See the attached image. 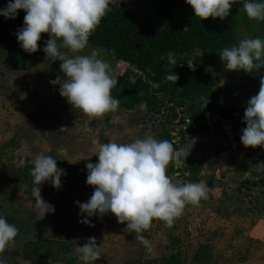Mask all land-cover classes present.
I'll list each match as a JSON object with an SVG mask.
<instances>
[{
	"label": "rangeland",
	"instance_id": "1",
	"mask_svg": "<svg viewBox=\"0 0 264 264\" xmlns=\"http://www.w3.org/2000/svg\"><path fill=\"white\" fill-rule=\"evenodd\" d=\"M159 1L121 0L135 9L140 19L153 14ZM186 16L187 9H178L174 16L150 18V21L160 29ZM236 35L233 46L245 38L264 39V29L241 25ZM48 39L49 36L40 40V58L24 67L13 63L9 43L0 45V215L19 230L14 246L0 254V262L84 264L75 249L83 246L89 237H95L102 257L92 264H162L161 260L170 254L176 256L179 264H264V169L256 167L264 162V155L258 156L264 147L256 154L242 143L233 149L230 141L214 130L190 134L185 142L190 154L183 158L184 165H200L196 177H186L181 169L174 167L167 170L173 182L204 181L210 188L209 197L201 200L198 208L186 206L171 228L161 221L152 222L143 235L154 245L153 254L135 240L134 233L124 232L126 223H118L113 214L87 217L86 213H80L77 201L87 202L94 192L93 186L86 183V164L98 162L99 146L111 141L130 143L149 135L163 140L159 134L164 118L160 113L154 115L142 110L141 106L145 105L142 102L130 109L118 107L102 119L73 109L59 94V85L50 83L61 76L53 62L62 61L47 58L43 48ZM91 49L88 45L79 54H89ZM62 51L73 55L67 49ZM103 58L110 64V73L118 79L134 80L139 74L123 62H113L104 54ZM193 60L195 63L190 68L202 65L206 73L219 76L217 85L222 105L240 112L259 91L260 75L264 71L260 75L255 71L252 74L227 71L220 56L206 65V58L201 55H195ZM179 115H185V111ZM236 133L240 134L241 129ZM40 153L56 159L57 167L66 175L61 176L62 186L58 190L51 181L40 186L42 198L54 205L55 212L36 220L39 213L31 195L32 187H21L26 183L13 178L14 170L22 167L21 159L26 161L23 166L29 165L31 170L33 165L28 161ZM245 154L255 161L247 159ZM85 218L92 226L79 222ZM38 240L51 244L41 245L37 252L35 246H29L31 254L25 256V244ZM196 254L198 261L194 259Z\"/></svg>",
	"mask_w": 264,
	"mask_h": 264
},
{
	"label": "clouds",
	"instance_id": "2",
	"mask_svg": "<svg viewBox=\"0 0 264 264\" xmlns=\"http://www.w3.org/2000/svg\"><path fill=\"white\" fill-rule=\"evenodd\" d=\"M121 0H14L0 9L6 19H15L23 10V27L17 33L22 49L29 53L38 51L42 34H48L43 51L47 58H59L60 72L53 85H59V94L66 98L73 109L84 115L102 119L106 114L115 112L119 101L112 96V89L118 84L117 77L110 73V64L103 58L104 50L91 49L89 54L82 53L88 47L92 33L102 19L112 10L110 5L119 7ZM200 20L229 17L232 4L236 0H186ZM243 10L252 20L264 21V0H245ZM188 31L185 26L183 32ZM67 49L73 55L62 51ZM227 71L242 70L252 74L264 71V39L245 38L238 46L225 47L219 53ZM168 63L176 66L177 60L172 52L167 55ZM174 84L179 80L176 73L166 76ZM159 85L154 84L153 87ZM142 110L147 105H142ZM245 128L241 129V143L245 148L264 147V75H260V87L252 96L244 112ZM191 149L193 144L190 146ZM188 147L174 148L169 140H157L153 136L136 139L130 143L111 141L99 146L98 162L87 163L86 183L93 186L94 192L87 202L77 201L81 214L100 217L113 214L117 222L126 223L124 232L134 233L149 254L154 253V245L143 233L149 230L154 220L161 221L171 228L175 220L184 214L188 205L199 207L201 200H207L210 188L204 181L196 183L173 182L167 170L170 164L179 167L182 158L189 155ZM26 163L20 160V165ZM33 167L31 195L35 198L42 220L46 214L54 213L55 207L46 202L41 195V185L51 181L57 190L62 186L61 176L66 175L57 167V160L50 155L37 154L28 161ZM264 169V162L256 165ZM21 187H27L21 185ZM80 223L90 224L88 218ZM18 228L0 215V254L9 246H14ZM75 252L84 264H92L102 257L100 245L95 237H89ZM2 264V262H0Z\"/></svg>",
	"mask_w": 264,
	"mask_h": 264
},
{
	"label": "trees",
	"instance_id": "3",
	"mask_svg": "<svg viewBox=\"0 0 264 264\" xmlns=\"http://www.w3.org/2000/svg\"><path fill=\"white\" fill-rule=\"evenodd\" d=\"M9 2L10 0L0 1V9L6 8ZM244 2L245 0H236L231 6L229 17L224 20L220 18L200 20L195 17L192 7L186 3V0H160L153 14L146 16L145 19H140L135 9L127 3L121 2L119 7L110 5L112 10L92 33L88 45L104 50L103 54L111 61L123 62L139 73L134 80L119 78L118 84L112 89V96L119 101V107L130 109L142 102L147 105L149 113L161 114L164 124L160 123L159 136L163 140H169L170 127L178 118L180 111H185V115L197 122L204 119L206 111L232 117L236 109L219 103L221 94L217 85L219 76L206 73L202 65L190 68V64L195 63L193 60L195 55H201L206 58L204 62L206 65L219 56L225 47H232L241 25L264 29V21L247 17L243 10ZM178 9H187V16L172 21L160 29L150 21V18L174 16ZM25 14L23 10H19L15 19H6L0 15V45L9 43L13 51V63L22 67L33 64L42 55L39 48L32 54L25 52L17 40L16 33L23 27ZM185 26L188 27V31L183 32ZM48 36L42 34L41 38ZM169 52L175 55L176 66L168 63ZM53 63L56 72L63 76L60 72L61 62L56 60ZM171 73L179 76L175 84L166 80V76ZM154 84L159 86L153 87ZM245 109L246 106L240 111L243 117ZM245 127L246 125L242 128ZM204 129L203 125H199L192 134ZM216 132L224 136L220 130ZM241 135L242 132L234 136L239 144H241ZM185 142L182 141L181 147L185 146ZM249 149L256 154L261 147H249ZM263 155L264 151L258 156L261 158ZM245 156L255 161L249 154ZM172 168L173 165L170 164L169 170ZM182 168L192 177H196L200 172V165L185 166L183 158ZM30 171L29 165L17 168L14 170L15 173L13 172V179L18 183L24 182L28 188H31L34 185ZM50 244L51 242L43 240H38L34 244L27 242L24 248L25 256L29 257L31 254L27 249L29 246H35L34 252H37L41 245L48 247ZM172 247L175 249L174 245ZM198 257L199 255L196 254L194 259L198 261ZM175 259L176 256L170 254L164 257L161 263L179 264Z\"/></svg>",
	"mask_w": 264,
	"mask_h": 264
},
{
	"label": "built area",
	"instance_id": "4",
	"mask_svg": "<svg viewBox=\"0 0 264 264\" xmlns=\"http://www.w3.org/2000/svg\"><path fill=\"white\" fill-rule=\"evenodd\" d=\"M243 120L244 117L239 111H236L232 117H224L206 111L204 113V119L199 122L194 121L187 115H179L170 127L169 141L172 142L174 148L178 150L181 147L182 141H186L187 137L192 134L193 131H196L199 125H203L205 127L204 130H220L224 134V137L230 141L229 145L231 148L234 149L239 146V143L234 139V136L237 135L236 130L242 129V127L246 125ZM172 165L176 169H181L184 176H188V173L182 168V162L179 167L174 164Z\"/></svg>",
	"mask_w": 264,
	"mask_h": 264
}]
</instances>
